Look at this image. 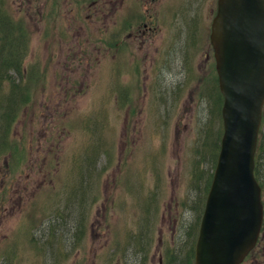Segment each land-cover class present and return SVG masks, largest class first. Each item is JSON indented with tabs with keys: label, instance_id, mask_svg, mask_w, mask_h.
<instances>
[{
	"label": "rangeland",
	"instance_id": "1",
	"mask_svg": "<svg viewBox=\"0 0 264 264\" xmlns=\"http://www.w3.org/2000/svg\"><path fill=\"white\" fill-rule=\"evenodd\" d=\"M0 5V64L23 56L29 89L9 126L0 83V264H195L224 132L218 0ZM242 264H264V226Z\"/></svg>",
	"mask_w": 264,
	"mask_h": 264
},
{
	"label": "water",
	"instance_id": "2",
	"mask_svg": "<svg viewBox=\"0 0 264 264\" xmlns=\"http://www.w3.org/2000/svg\"><path fill=\"white\" fill-rule=\"evenodd\" d=\"M214 48L224 132L195 243V264H242L264 222L256 153L264 111V0H218Z\"/></svg>",
	"mask_w": 264,
	"mask_h": 264
},
{
	"label": "trees",
	"instance_id": "3",
	"mask_svg": "<svg viewBox=\"0 0 264 264\" xmlns=\"http://www.w3.org/2000/svg\"><path fill=\"white\" fill-rule=\"evenodd\" d=\"M0 9H1V5H0ZM2 15L3 14L0 11V16ZM7 23L9 24L7 28L4 30V36H3L4 40H6L7 38L9 27L11 25L10 21ZM0 77H2L0 79L1 84L4 81H9L8 82L9 85L7 87V93H5L6 114L5 117L4 116L3 117L5 121L6 119L8 120V125L11 126L13 121L15 120L14 118L18 115V112L20 110V106H18L19 102L20 101L25 102L28 100L27 93L29 89L26 87V85H23L22 83V78H24L23 56H19V54H16L14 57L10 55V58H4V60L2 61V65L0 64ZM2 103H3V99L0 97V109L2 107ZM262 129L260 131V137L257 148L255 175L259 183L263 186V183L260 180V175L263 174V165H264V131L262 134ZM217 159H218V153L217 154L215 153V163H217Z\"/></svg>",
	"mask_w": 264,
	"mask_h": 264
},
{
	"label": "flooded vegetation",
	"instance_id": "4",
	"mask_svg": "<svg viewBox=\"0 0 264 264\" xmlns=\"http://www.w3.org/2000/svg\"><path fill=\"white\" fill-rule=\"evenodd\" d=\"M260 180H261V182L263 183V186H262V191L264 192V178H263V174L262 175H260ZM264 226V225H263Z\"/></svg>",
	"mask_w": 264,
	"mask_h": 264
}]
</instances>
